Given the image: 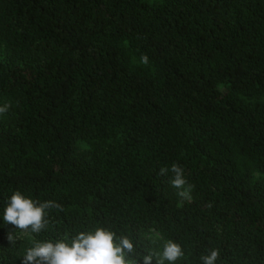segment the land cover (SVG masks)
Masks as SVG:
<instances>
[{"label":"trees","instance_id":"1","mask_svg":"<svg viewBox=\"0 0 264 264\" xmlns=\"http://www.w3.org/2000/svg\"><path fill=\"white\" fill-rule=\"evenodd\" d=\"M3 102L0 201L58 206L37 239L99 224L147 255L155 230L177 264H264V0H0Z\"/></svg>","mask_w":264,"mask_h":264},{"label":"clouds","instance_id":"2","mask_svg":"<svg viewBox=\"0 0 264 264\" xmlns=\"http://www.w3.org/2000/svg\"><path fill=\"white\" fill-rule=\"evenodd\" d=\"M139 62L149 64V57L142 55ZM7 102L0 103V118L9 112ZM173 173L171 184L180 190L179 195L191 198L192 186L188 184L182 167L173 164L170 169L162 168L161 173ZM58 207L51 201L39 202L24 190L11 191L0 201V220L3 225H11L15 235L10 231L7 240L10 245L17 241L24 242L18 255L22 264H177L185 257L182 246L166 239L162 234L151 230L147 235L154 246L147 255L137 251L138 245L125 235L99 224L90 229L66 231L55 239H37L44 231H50L48 210ZM219 252L210 250L200 257V264H215Z\"/></svg>","mask_w":264,"mask_h":264}]
</instances>
